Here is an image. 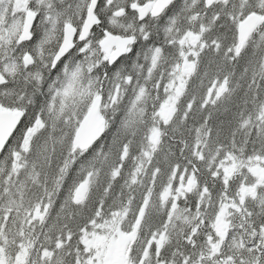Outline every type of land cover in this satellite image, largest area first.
I'll use <instances>...</instances> for the list:
<instances>
[{
    "label": "snow or ice",
    "instance_id": "snow-or-ice-1",
    "mask_svg": "<svg viewBox=\"0 0 264 264\" xmlns=\"http://www.w3.org/2000/svg\"><path fill=\"white\" fill-rule=\"evenodd\" d=\"M0 264H264V0H0Z\"/></svg>",
    "mask_w": 264,
    "mask_h": 264
}]
</instances>
